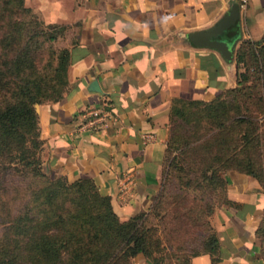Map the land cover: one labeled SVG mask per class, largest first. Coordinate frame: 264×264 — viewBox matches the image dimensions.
Masks as SVG:
<instances>
[{"label": "crops", "instance_id": "0c3cea01", "mask_svg": "<svg viewBox=\"0 0 264 264\" xmlns=\"http://www.w3.org/2000/svg\"><path fill=\"white\" fill-rule=\"evenodd\" d=\"M47 25L66 28L67 90L36 106L39 139L53 176L86 180L121 221L147 214L162 188L170 118L178 102L210 101L237 85L238 54L264 45V0H250L228 31L233 60L198 47L188 34L214 26L228 0H25ZM104 107L107 126L79 131L82 115ZM213 249L189 264H264V190L230 170L223 202L211 215ZM134 264H152L136 257Z\"/></svg>", "mask_w": 264, "mask_h": 264}, {"label": "rangeland", "instance_id": "374dc122", "mask_svg": "<svg viewBox=\"0 0 264 264\" xmlns=\"http://www.w3.org/2000/svg\"><path fill=\"white\" fill-rule=\"evenodd\" d=\"M24 8L25 0H0V264H32L37 237L56 251L82 247L80 264H134L136 257L189 264L223 202L229 168L248 172L264 190V52L244 51L240 85L173 108L162 188L138 220L146 253L126 251L127 260L110 263V243L95 229L99 221L107 225V201L89 184L53 176L37 137L32 100L58 99L67 90V32ZM261 233L264 243V223Z\"/></svg>", "mask_w": 264, "mask_h": 264}, {"label": "trees", "instance_id": "16d2710c", "mask_svg": "<svg viewBox=\"0 0 264 264\" xmlns=\"http://www.w3.org/2000/svg\"><path fill=\"white\" fill-rule=\"evenodd\" d=\"M24 9H26L27 11L31 10L30 8H24ZM65 30H66V28H65ZM48 38L51 40L53 39L52 36H49ZM245 50L247 52L250 51L253 54H255V51H258V50H261L264 52V45H261L258 42H251V41L246 42L243 45V47L241 48V50L238 54V57H237V62L239 63V65L243 64V53ZM64 55H65V59L67 60V65H68L69 54H68L67 49L65 50ZM67 65H66V69H67ZM66 69H65V81H66ZM239 71H238V76H239ZM66 83H67V81H66ZM237 85H240V82L238 79H237ZM62 97L63 96H61L58 99H51L49 101H57V100L61 99ZM35 102L38 104L44 103V102H40L38 100H34V101L32 100V103H35ZM46 102H48V101H46ZM194 102L201 103V101H195V100H194ZM23 105L25 106V112L26 113H32V114L35 113L34 109L31 107V105H28L25 103ZM36 118H37V137L39 139L37 114H36ZM39 141L41 142L40 139H39ZM230 170H237L239 172L250 175L248 172H245L241 168L232 167V168H229V170H227V172ZM75 183L89 184L93 188L94 192L96 193V195L99 198L105 199L107 201V210H106L107 212L104 213V215L108 216V219L104 220V224L106 223L107 225H103V221H99V224H97V227L95 229L97 230V233L100 232L102 235L105 236L104 239H106L105 240L106 242L108 241L110 243V246H109L108 251H107V257H108L110 263L111 262H117L122 256H123L124 260H127L128 255H126V256L124 255L127 252L129 253L130 256H134L138 253H146L145 247L142 244V238L137 236L138 235V220L142 216H145L146 214H140V215H137V216H135V217H133L127 221H121L116 216V214L113 212L112 207H111L110 202H109V199L107 197L101 196L96 191L94 185L91 182L86 181V180H78V181H75ZM100 216H103V215L100 214ZM211 230H212V228L210 226V232L205 237V240H204L202 247L200 249H211V250L213 249L212 247L214 244V240L212 237ZM47 240H49V239H47ZM47 240H44V238L42 239V237L35 238L36 247L32 250V260H31L32 264H80V262L77 259H78V253L80 254V251L83 250L82 247H78L77 249H75L73 251V253H70L68 250H64L62 252L56 251L53 249V243L51 241H47ZM197 252H195V253H197ZM195 253H193V254H195ZM193 254H191V255H193ZM66 259H67V262H66ZM151 263L153 264L152 261H151Z\"/></svg>", "mask_w": 264, "mask_h": 264}, {"label": "water", "instance_id": "95a60500", "mask_svg": "<svg viewBox=\"0 0 264 264\" xmlns=\"http://www.w3.org/2000/svg\"><path fill=\"white\" fill-rule=\"evenodd\" d=\"M231 5L229 11L212 27L188 34V40L195 46L208 47L217 51L227 63L233 60V51L238 34L230 42L226 33L235 27L240 18V11L235 0H228Z\"/></svg>", "mask_w": 264, "mask_h": 264}, {"label": "built area", "instance_id": "2783aa9c", "mask_svg": "<svg viewBox=\"0 0 264 264\" xmlns=\"http://www.w3.org/2000/svg\"><path fill=\"white\" fill-rule=\"evenodd\" d=\"M238 4L240 16L247 11L250 0H235ZM78 125L79 131L96 132L107 126L109 117L108 111L104 107L92 106L83 115Z\"/></svg>", "mask_w": 264, "mask_h": 264}]
</instances>
